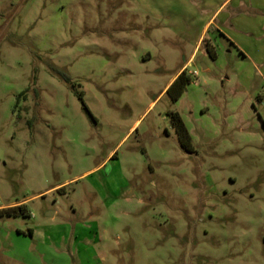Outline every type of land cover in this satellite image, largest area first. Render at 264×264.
<instances>
[{
  "label": "rangeland",
  "instance_id": "374dc122",
  "mask_svg": "<svg viewBox=\"0 0 264 264\" xmlns=\"http://www.w3.org/2000/svg\"><path fill=\"white\" fill-rule=\"evenodd\" d=\"M226 1L0 0V264H264V0L166 89Z\"/></svg>",
  "mask_w": 264,
  "mask_h": 264
},
{
  "label": "crops",
  "instance_id": "0c3cea01",
  "mask_svg": "<svg viewBox=\"0 0 264 264\" xmlns=\"http://www.w3.org/2000/svg\"><path fill=\"white\" fill-rule=\"evenodd\" d=\"M233 2L237 3L235 6L237 12L233 15H227L226 21L224 20L221 22L218 21L220 15L217 16V14L220 10L207 20V22L203 27V32L199 38L196 48L194 49L192 54L187 58L186 62L180 68L179 72L169 81L166 89H168L172 85V83L184 70L188 71V66L191 65V63L193 64L200 55H202L203 59L210 57L206 50V34L208 33L209 30L211 29L216 30L224 37H226L227 40H229V42H231L236 47H238V45H237V41L235 40L236 39L235 37L237 38L251 37V36L254 37L255 35H257V33L260 30V29L258 30L257 27L259 28L261 27L260 21H262V19L258 18L257 20L256 16L252 17L248 12H250V10H254V11L262 10V0H227L226 1L228 6L231 5ZM223 6H225V3ZM204 44H205V48H203ZM247 57L249 58V56ZM217 59H219V56ZM205 69L207 70L208 68L205 66ZM188 72L192 76L197 75V72L194 73H192V71H188Z\"/></svg>",
  "mask_w": 264,
  "mask_h": 264
},
{
  "label": "trees",
  "instance_id": "16d2710c",
  "mask_svg": "<svg viewBox=\"0 0 264 264\" xmlns=\"http://www.w3.org/2000/svg\"><path fill=\"white\" fill-rule=\"evenodd\" d=\"M206 50L213 60L217 59V52L209 42L206 43ZM192 83L193 76L187 70H184L167 90V93L170 95L171 101L177 102L178 100H180V98L186 92L188 86H190ZM24 94L25 92L22 93L21 96H23ZM83 96L84 95L82 93V99ZM169 117L176 131L178 143L180 144V146L187 152H196L192 136L181 114L177 111H171L169 112ZM1 213L6 214L9 217H19L30 215V210L26 204H21L19 206L4 209L1 211Z\"/></svg>",
  "mask_w": 264,
  "mask_h": 264
}]
</instances>
